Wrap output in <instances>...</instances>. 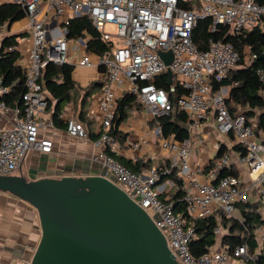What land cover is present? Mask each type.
<instances>
[{
	"label": "built area",
	"instance_id": "obj_1",
	"mask_svg": "<svg viewBox=\"0 0 264 264\" xmlns=\"http://www.w3.org/2000/svg\"><path fill=\"white\" fill-rule=\"evenodd\" d=\"M19 6L26 20L27 40L11 45L8 51L20 52L17 64L26 75L22 95L23 110L13 125L0 129V176H12L30 152L48 154L52 141L40 137L45 126L40 117L47 109L45 91L40 81L48 63L64 64L84 69L103 68V84L99 89L96 117L98 130L97 152L92 161L98 163L107 177H112L128 197L152 219L163 233L167 246L178 264H247L255 260L259 251L249 254L247 244L229 249H212L193 257L189 242L193 229L185 228L181 215L175 214L171 203L160 198V193L173 187L170 180L159 185L161 176L175 173L180 181L187 213L194 219L220 214L235 219L238 204L247 203L248 192L256 189L259 202L264 205V131L255 132L242 113L231 114L225 104L223 88L213 93L211 82H222L239 60L232 45L219 40H208L204 51L192 41V30L199 21L208 19L209 31L218 26L232 32L250 30L264 21V0H0L3 4ZM193 3L190 9L179 5ZM198 4V9L194 6ZM86 17L99 33L108 50L95 54L87 50L82 38L70 39L69 23ZM160 53L171 52L172 61L165 64ZM256 57L252 53L248 60ZM171 73L170 78L167 72ZM255 77L261 85L264 100V69L258 68ZM166 80L169 91L156 86ZM183 92L176 96V91ZM8 92L0 79V111L8 113L3 101ZM125 92L135 95L141 104L146 122L153 124L151 135L166 158L140 172H132L111 155L120 150L118 139L111 130L115 121L117 100ZM178 109L186 115L187 128L195 130L210 117L217 132L234 139L245 150L235 155L222 152L206 166L191 159L190 141H177L161 136L159 119ZM66 133L75 139H88L85 124L74 116L65 120ZM51 127V124H49ZM134 151L140 145L149 146L143 136L125 140ZM218 151L221 146L216 145ZM244 168L247 183L238 175L220 176L233 163ZM243 224V223H242ZM223 232L218 222L214 234ZM259 246L264 243V228L255 230Z\"/></svg>",
	"mask_w": 264,
	"mask_h": 264
},
{
	"label": "trees",
	"instance_id": "obj_2",
	"mask_svg": "<svg viewBox=\"0 0 264 264\" xmlns=\"http://www.w3.org/2000/svg\"><path fill=\"white\" fill-rule=\"evenodd\" d=\"M184 9H190L193 3L179 5ZM198 9V4L194 3ZM24 18L22 9L14 4H3L0 6V30L5 27L7 31L11 25ZM210 21L208 19L199 21L197 26L192 30L191 38L198 50L204 51L208 46V40H219L232 45L239 56L236 65L231 68L226 78L218 83L211 82V90L213 93L218 92L221 88H229L225 96V104L231 114L236 111L246 117L249 124L254 126L256 132L264 131V100L261 96V85L255 77V71L258 68L264 69V21L262 24L256 25L250 30H240L232 32L228 27L218 26L215 31L210 32ZM6 33V32H5ZM68 34L70 39L82 38L87 46V50L95 54H103L108 50V45L100 38L99 33L92 27L86 17H81L72 20L68 26ZM27 32H22L17 35L6 33L0 40V79L2 80L8 92L4 95L3 101L7 107L18 110L19 113L23 110L22 95L25 92L26 75L24 69L17 64L20 58V52L8 51L7 48L11 45L18 44L20 40L26 38ZM255 55V59L251 62L248 60L251 54ZM74 67L69 64L56 66L48 63L42 70L40 81L45 91V99L47 108L53 107L52 123L60 128L66 124L60 119L62 110L65 105L69 104L75 97L77 98L80 92H83L80 105L83 108L85 101L96 90L100 89L103 82H93L85 89H75V83L72 80ZM101 73H104L103 68H98ZM156 86L169 91L167 81H157ZM183 92L176 91V96H180ZM142 106L137 101L135 95L125 92L123 96L117 100L115 121L112 126L111 133L119 142H122L126 134H121L118 126L126 120L128 113L132 110H141ZM84 112L81 111L80 117L86 123L89 121L83 120ZM161 136L171 140L186 141L189 138V133L185 129L187 126V118L184 113L175 109L168 117L159 119ZM233 142L235 140L231 139ZM226 149L221 146L215 157H218ZM234 150L238 154H244L245 150L242 146L236 144ZM120 164L132 172H140L141 169L150 167L148 162H133L126 160L115 154L111 155ZM211 162V160H210ZM237 171L231 167L230 170H224L220 176L234 175L237 176ZM166 180H170L173 187L169 191L160 193V198L173 206L175 214L181 215L184 221L185 228L193 229V237L189 242V250L193 257H199L216 244L217 237L214 230L221 224L226 234L221 239V244L226 249L233 250L235 247L247 244L249 254L254 255L259 249L255 260H247V264H264V243L258 245V239L255 233L256 228L263 225V220L259 213L254 211V206L249 202L238 204L241 213V223L235 219H226L220 214H213L203 219H194L187 213L186 204L183 201L184 194L180 189V181L175 178V173L167 176H161L159 185ZM243 223V224H242Z\"/></svg>",
	"mask_w": 264,
	"mask_h": 264
},
{
	"label": "water",
	"instance_id": "obj_3",
	"mask_svg": "<svg viewBox=\"0 0 264 264\" xmlns=\"http://www.w3.org/2000/svg\"><path fill=\"white\" fill-rule=\"evenodd\" d=\"M165 64L171 52L160 53ZM170 78L171 73L167 72ZM0 192L32 206L40 240L29 264H178L153 219L107 177L0 176Z\"/></svg>",
	"mask_w": 264,
	"mask_h": 264
},
{
	"label": "crops",
	"instance_id": "obj_4",
	"mask_svg": "<svg viewBox=\"0 0 264 264\" xmlns=\"http://www.w3.org/2000/svg\"><path fill=\"white\" fill-rule=\"evenodd\" d=\"M25 18L17 21L11 27L5 30L6 33L17 35L27 29L26 24H23ZM6 33L2 34L0 40ZM28 38L20 40L26 41ZM72 80L75 83V89H85L90 83L103 82V74L95 68L84 69L74 67ZM229 88L224 87L223 91L227 95ZM90 100L87 99L83 108L80 101L83 92L69 104L65 105L62 110L60 119L65 123V119L69 116H74L79 122H82L80 117L81 111L84 112L83 120H88L87 126L88 139L78 140L70 137L66 133V127H56L52 123L53 107L47 108L44 114L39 118L40 122L45 126L40 131V137L48 138L52 141V150L48 154L30 152L26 156L24 163H31V167L35 169L38 176L57 178L60 176L85 177L89 175L100 174L104 169L92 161V157L97 152L96 139L98 130V120L96 117V107L98 102V92ZM86 103L89 108H85ZM9 108V107H8ZM235 113H241L236 111ZM14 109L9 108L8 113L0 111V129L7 128L13 125L16 120ZM51 124V127H49ZM153 124L151 121L146 122L141 110H132L128 113V117L118 126L121 134H126L125 139L120 143V150L117 156L133 162H148L149 165L161 163L166 156L159 150L153 136L151 135ZM185 129L189 133L188 141L191 143V159L200 166H206L210 160L212 161L217 151L215 146L225 147V151L230 152L231 158L234 161L235 155H240L234 150L236 143H233L230 138H225L220 135L215 128V121L210 117L206 122L195 130ZM143 136L149 139V146L140 145L136 151L132 150L125 140H134L136 137ZM45 156L41 158V156ZM41 158V159H40ZM22 164V165H23ZM232 168L237 171V175L247 183L248 175L244 168L233 163ZM142 170V169H141ZM166 191H169L167 189ZM248 201L254 206V211L264 216V205L258 204L251 191ZM236 218H241L240 209L237 206L234 212ZM263 227V226H261ZM264 228V227H263ZM226 234H223L216 239V244L212 249H224L221 244V239ZM40 240V224L37 211L29 204L18 200L8 193L0 192V264H29ZM238 264V262H237Z\"/></svg>",
	"mask_w": 264,
	"mask_h": 264
},
{
	"label": "rangeland",
	"instance_id": "obj_5",
	"mask_svg": "<svg viewBox=\"0 0 264 264\" xmlns=\"http://www.w3.org/2000/svg\"><path fill=\"white\" fill-rule=\"evenodd\" d=\"M23 24L25 25L26 24V20L25 21H23ZM5 27L3 28V29H1L0 30V37H1V35L2 34H4L5 33ZM22 32H27V29H24ZM97 92L96 91H94L89 97H88V99L90 100L91 98H93L94 97V95L96 94ZM85 108L87 109V108H89V105L86 103V105H85ZM253 130L256 132V130L254 129V126H253ZM236 144H238L239 145V143H237L236 142ZM41 156V155H40ZM45 156L43 155V156H41V158H44ZM40 158V159H41ZM27 170H29V173H28V175H27ZM18 173H21L22 175H24L28 180H32V179H35L37 176H38V173L35 171V169L34 168H32L31 167V163L30 162H26V163H24L23 165H22V171L20 172V171H16L13 175H16V174H18ZM113 182H114V180H113ZM115 183V182H114ZM169 187H170V185H167V189H169ZM251 191H253V195H254V198L256 199V200H258L259 199V197H258V195H257V193H256V189L255 188H252L249 192H248V199H247V201H250L249 200V196H250V193H251ZM258 202V204H261L259 201H257ZM152 217H155V216H152ZM261 218H262V220H263V227H264V216H261ZM260 243H259V240H258V245H259ZM231 264H236V262H233V263H231Z\"/></svg>",
	"mask_w": 264,
	"mask_h": 264
},
{
	"label": "flooded vegetation",
	"instance_id": "obj_6",
	"mask_svg": "<svg viewBox=\"0 0 264 264\" xmlns=\"http://www.w3.org/2000/svg\"><path fill=\"white\" fill-rule=\"evenodd\" d=\"M18 171H22V165L20 166V168L18 169ZM28 173H29V170H27V175H28ZM39 173V172H38ZM18 174H20V173H18ZM17 175V174H16ZM24 176V175H23Z\"/></svg>",
	"mask_w": 264,
	"mask_h": 264
}]
</instances>
